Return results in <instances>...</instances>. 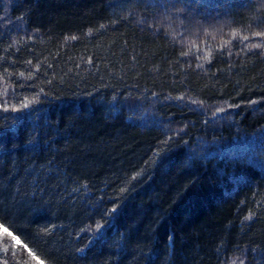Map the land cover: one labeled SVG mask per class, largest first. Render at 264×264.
I'll return each instance as SVG.
<instances>
[{
	"label": "trees",
	"instance_id": "1",
	"mask_svg": "<svg viewBox=\"0 0 264 264\" xmlns=\"http://www.w3.org/2000/svg\"><path fill=\"white\" fill-rule=\"evenodd\" d=\"M257 32L264 0H0V222L45 264H264Z\"/></svg>",
	"mask_w": 264,
	"mask_h": 264
},
{
	"label": "snow or ice",
	"instance_id": "2",
	"mask_svg": "<svg viewBox=\"0 0 264 264\" xmlns=\"http://www.w3.org/2000/svg\"><path fill=\"white\" fill-rule=\"evenodd\" d=\"M235 36V33L233 34ZM256 36L264 37V32H257L255 33ZM243 39H248L247 36L243 37ZM255 47H261L262 44H255ZM22 75V74H21ZM6 94V93H5ZM24 107H27V103L23 105ZM7 110V109H5ZM3 237H10L11 240L14 242L15 245H21L23 248H25L28 251L29 256H31L32 260L35 261V264H45V261L41 259V255H37L36 252H33L31 249L28 248L27 244H24L18 235L13 234L12 231H10L9 225L5 222H0V238ZM7 249H5L6 251Z\"/></svg>",
	"mask_w": 264,
	"mask_h": 264
},
{
	"label": "rangeland",
	"instance_id": "3",
	"mask_svg": "<svg viewBox=\"0 0 264 264\" xmlns=\"http://www.w3.org/2000/svg\"><path fill=\"white\" fill-rule=\"evenodd\" d=\"M13 244H14V242H13ZM15 245V244H14Z\"/></svg>",
	"mask_w": 264,
	"mask_h": 264
}]
</instances>
